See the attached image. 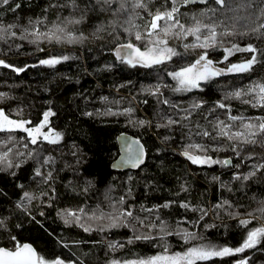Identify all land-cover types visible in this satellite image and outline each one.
<instances>
[{
    "label": "trees",
    "instance_id": "16d2710c",
    "mask_svg": "<svg viewBox=\"0 0 264 264\" xmlns=\"http://www.w3.org/2000/svg\"><path fill=\"white\" fill-rule=\"evenodd\" d=\"M135 2L9 0L5 5L0 0V60L11 65H0V110L30 127L51 111L50 127L61 134L57 143L33 144L24 131L0 132V157L6 156L0 162V247L31 243L40 257L65 264H131L195 246L236 248L249 231L264 227V213L257 211L264 207V141L257 136L255 144H245L220 135L221 128L229 135L247 133L245 124L264 119V94L252 91L264 84V16L259 12L264 5L225 0L223 7L211 2L180 7L177 0L176 17L184 28L161 38L178 55L132 70L116 57L117 46L133 40L125 28L144 33L147 12L172 6L171 0H145L147 9H140ZM193 16L216 28L214 47L185 49L205 39L204 28L199 41L187 33L196 23ZM128 19L135 27L125 23ZM98 27L103 30L97 32ZM249 45L257 51H235ZM205 51L224 73L199 88L176 91L179 84L168 73L193 64ZM253 55L258 62L251 71L227 72ZM50 58L60 62L40 63ZM237 91L239 98L233 95ZM123 133L146 147L147 162L139 171L111 168ZM185 152L231 163L194 164ZM241 259L264 264V238L242 253L197 264Z\"/></svg>",
    "mask_w": 264,
    "mask_h": 264
},
{
    "label": "snow or ice",
    "instance_id": "6c2138e0",
    "mask_svg": "<svg viewBox=\"0 0 264 264\" xmlns=\"http://www.w3.org/2000/svg\"><path fill=\"white\" fill-rule=\"evenodd\" d=\"M112 0H96L97 4L103 5H111ZM193 0H181L180 7L192 3ZM199 2L204 3L205 5L209 4V2L223 7L225 5V0H199ZM9 0H3V4H8ZM260 5H264V0H259ZM171 8L165 9L164 11H157L155 13L147 12L146 15L150 17L149 21L146 25V31L141 33L140 31H136L134 34L131 33L130 29L125 28L126 32H129L130 35L133 36V40L125 43L119 44L116 48V56L120 59L121 63H125L130 65L131 67L141 66V67H153L155 65L164 64L166 61L171 60L173 56L178 55V53L171 47H168V40L161 38V33L166 37L171 34V30L179 27L183 29L184 26L180 24L179 20L176 17V14L179 12V7L177 6V0H171ZM124 5L121 4V8ZM134 8L147 9V4L145 0H136L133 4ZM108 10V9H103ZM209 11H215V9H209ZM259 12L261 16H264V6L259 8ZM201 15H207V13H202ZM196 21L194 27L187 30V33L190 35H195L196 40L199 41L201 39L199 33H201V29H207V35L205 36L204 42L198 45H185V49L187 50L190 47H200L203 49H207L215 46V42L217 39V33L215 31V27L209 24H201L199 20H196V17L192 18ZM79 23L80 21H76ZM163 22V25L161 24ZM127 24H132V20L128 19L125 21ZM135 27L134 24H132ZM11 27V26H9ZM260 27L264 28V23L260 25ZM102 27L97 28V32L102 31ZM179 35V33H176ZM155 36L156 39H152ZM134 41H140L141 46H137ZM163 45V46H162ZM143 48V50H142ZM229 54H231L232 50L228 49ZM235 51H244L255 53L257 49L252 45H249L246 48H239L235 46ZM261 55H264V52H261ZM227 58V57H225ZM63 59L67 60L68 57H63ZM60 62V58H50L46 60L40 61L41 64H46L50 66H54L55 64ZM257 57L255 55L251 56L250 59L239 63V64H231L227 68V72H249L252 70L254 64H256ZM0 65H4L5 67H11V65L5 64L4 61L0 60ZM22 68H16L15 71L20 72L23 71ZM224 73L223 69H215L213 67V62L208 59L207 52H203L199 55V57L195 60V62L189 66L181 68L179 71H174L168 73L174 80H176L179 84V87L175 89L176 91H191L194 88H199L201 81H208L211 78L221 75ZM258 88L259 92L264 94V84L256 85L252 91ZM237 98L241 97V91H237L233 94ZM260 100L264 101V95L260 96ZM246 103L248 101H245ZM165 104L168 103L167 100L164 101ZM264 107V104H261ZM193 107H199V105L194 104ZM219 107L225 108L224 104H220ZM54 115L53 112L47 111L43 113V121L41 124L35 128L26 127L25 121H18L10 119L8 115H6L2 110H0V132H12L16 130H23L28 133L31 137V143H37V137L40 136L44 140H49V135L47 133H43L41 131L42 128L48 123L49 117ZM233 121L239 119L238 117H231ZM175 121L169 120V123H174ZM218 124H224L223 121H218ZM244 127L249 131L247 133L240 131L236 132L232 135H229L225 128L220 129V135L227 136L230 140H238L245 144H255L256 140L254 137L259 136L262 141H264V119L257 125H253L252 123L245 124ZM257 129V131H252V129ZM204 136H209L211 133L204 131L202 133ZM253 137V138H250ZM59 139V134H56L54 139H51L50 143H56ZM138 143V142H137ZM195 147H201L200 145H196ZM235 150V149H234ZM188 156V159L191 160L194 164H212V163H223L228 165L231 163L230 160L224 161H215L212 160L211 157L207 156H193L189 155L188 152L184 153ZM6 159L5 157H0V162H3ZM140 157L137 156L134 166L139 163ZM9 166H12L11 161H8ZM116 167L119 164L114 165ZM261 167H264L262 165ZM37 175H40L39 170H37ZM249 175H255L254 172ZM248 177H245L247 179ZM25 197L28 196V193L24 194ZM227 203V202H225ZM261 204L264 205V201H261ZM168 204H165L164 207H168ZM182 207H188L187 204L182 205ZM257 211L264 213V207L257 209ZM70 216L75 217L76 213H69ZM128 216H131L132 213L127 212ZM249 215H253L249 213ZM77 219H79L77 217ZM67 222V221H66ZM240 223L242 225H247L250 223L248 220H241ZM2 224V221H0ZM88 231L87 228L84 229ZM142 237L137 236L136 239H141ZM152 237H143V239H151ZM194 238V237H193ZM261 238H264V227L255 228L249 231L243 240L242 244L236 248L230 247H220L217 248L212 245H202L199 247H191L187 251L183 253H175L173 255L161 254L149 257L147 259L139 260L131 262V264H197L198 261H210L215 257H225L232 256L238 253L244 252L246 249L255 247L258 243H260ZM12 240L15 241L16 238L12 237ZM167 249H165V253ZM0 264H65V261L56 258L51 261L45 260L43 257L38 256L35 249L32 248L29 244H20L19 242H15L14 247L12 249L0 248ZM237 264H247L246 260H239Z\"/></svg>",
    "mask_w": 264,
    "mask_h": 264
},
{
    "label": "water",
    "instance_id": "95a60500",
    "mask_svg": "<svg viewBox=\"0 0 264 264\" xmlns=\"http://www.w3.org/2000/svg\"><path fill=\"white\" fill-rule=\"evenodd\" d=\"M195 5H205V4L199 2V0H193L192 3H189L184 6L191 7ZM117 144H118V149H119V155H118V158L111 165V168L113 171L115 172H129V171L136 172L145 166L147 162V150H146L145 145L138 138L132 135H129L127 133H123L118 136ZM137 156L140 157V161L139 163L136 164V166H134ZM117 164H119L118 167L114 166ZM26 244L31 245L32 248H34L36 253L38 254V251L33 244L31 243H26ZM0 248H4V247H0Z\"/></svg>",
    "mask_w": 264,
    "mask_h": 264
},
{
    "label": "rangeland",
    "instance_id": "374dc122",
    "mask_svg": "<svg viewBox=\"0 0 264 264\" xmlns=\"http://www.w3.org/2000/svg\"><path fill=\"white\" fill-rule=\"evenodd\" d=\"M204 30H206V34L205 35H203V38H205V36L207 35V29H204ZM215 30H216V28H215ZM122 65H124L123 63H121ZM125 65H127V64H125ZM132 68V70H135L136 68L135 67H131ZM50 118V117H49ZM11 119V118H10ZM14 120V119H13ZM43 121V120H42ZM41 121V122H42ZM25 122H27V121H25ZM41 122L39 123V125L41 124ZM39 125H37V126H39ZM26 127H28V128H35V127H37V126H34V127H30L29 126V123H26V125H25ZM20 131H23V130H20ZM41 131L43 132V133H47L48 135H49V140H44L42 137H40V136H38L37 137V142L38 141H43V142H48V143H50L49 141L51 140V139H54L55 137H56V134L58 133L59 134V139H58V141L57 142H59L60 140H61V134L59 133V132H57V131H55V130H53L51 127H50V120H48V123L45 125V127L44 128H42L41 129ZM30 137V136H29ZM31 138V137H30ZM56 142V143H57ZM51 144H53V143H51ZM195 247H199V246H195ZM247 261V260H246Z\"/></svg>",
    "mask_w": 264,
    "mask_h": 264
},
{
    "label": "flooded vegetation",
    "instance_id": "af4514ba",
    "mask_svg": "<svg viewBox=\"0 0 264 264\" xmlns=\"http://www.w3.org/2000/svg\"><path fill=\"white\" fill-rule=\"evenodd\" d=\"M123 64L125 65V63H123ZM127 66L131 67V66H130V65H128V64H127ZM213 67L216 69V67H215V66H213ZM135 68L145 69V68H147V67H141V66H139V65H138V66H136ZM201 82H203V81H201Z\"/></svg>",
    "mask_w": 264,
    "mask_h": 264
}]
</instances>
